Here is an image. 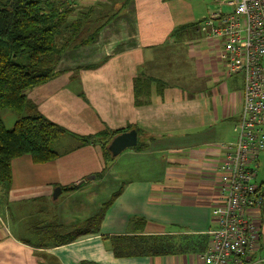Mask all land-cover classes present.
Here are the masks:
<instances>
[{
	"label": "crops",
	"instance_id": "obj_1",
	"mask_svg": "<svg viewBox=\"0 0 264 264\" xmlns=\"http://www.w3.org/2000/svg\"><path fill=\"white\" fill-rule=\"evenodd\" d=\"M217 3L90 0L97 17H116L95 43L65 52L57 75L27 93L69 134L53 142L54 161L11 162L0 208V264H202L215 228L212 210L221 203L217 168L236 140L243 88L242 76H228L217 61L218 44L205 38L203 22L218 24ZM7 117L1 119L9 129L15 117ZM128 127L139 130L146 148L127 149L108 165L100 146L79 139ZM254 184L263 203L251 264H264V152ZM56 187L61 193L53 199ZM107 202L98 234L61 246L43 241L51 225H77ZM137 234L198 244L184 254L115 258L104 240Z\"/></svg>",
	"mask_w": 264,
	"mask_h": 264
},
{
	"label": "trees",
	"instance_id": "obj_2",
	"mask_svg": "<svg viewBox=\"0 0 264 264\" xmlns=\"http://www.w3.org/2000/svg\"><path fill=\"white\" fill-rule=\"evenodd\" d=\"M75 7L73 0H0V114L9 111L15 116L14 124L7 129L0 115V208L12 180L11 162L23 156L30 157L34 164L54 161L58 156L52 149L53 142L69 134L41 115L27 101V93L57 75L55 69L65 52L95 43L102 27L116 17H97L95 8ZM125 131H103L79 139L82 146H100L108 165L115 159L107 150L108 143ZM135 131L138 137L140 132ZM145 148L137 138L133 149ZM106 170L105 167L96 178L102 177ZM256 193L261 195L259 189ZM109 203L67 229L51 225L43 241L61 246L98 234ZM104 240H108L115 258L184 254L194 252L198 244L191 237L167 235L137 234Z\"/></svg>",
	"mask_w": 264,
	"mask_h": 264
},
{
	"label": "built area",
	"instance_id": "obj_3",
	"mask_svg": "<svg viewBox=\"0 0 264 264\" xmlns=\"http://www.w3.org/2000/svg\"><path fill=\"white\" fill-rule=\"evenodd\" d=\"M218 24L203 22L206 40L218 44L217 61L226 74L243 80L240 119L234 144L217 168L221 203L202 264H251L258 241L263 197L254 184L264 152V0H218Z\"/></svg>",
	"mask_w": 264,
	"mask_h": 264
},
{
	"label": "water",
	"instance_id": "obj_4",
	"mask_svg": "<svg viewBox=\"0 0 264 264\" xmlns=\"http://www.w3.org/2000/svg\"><path fill=\"white\" fill-rule=\"evenodd\" d=\"M137 144V133L135 130L131 129L127 132H123L114 136L108 146L107 150L110 153L112 158H116L123 151L127 149L134 148ZM94 179V176L87 177L86 180ZM84 181H81L79 184H82ZM77 184L76 186H78ZM61 193V189L56 187L53 191L52 198L55 199Z\"/></svg>",
	"mask_w": 264,
	"mask_h": 264
},
{
	"label": "rangeland",
	"instance_id": "obj_5",
	"mask_svg": "<svg viewBox=\"0 0 264 264\" xmlns=\"http://www.w3.org/2000/svg\"><path fill=\"white\" fill-rule=\"evenodd\" d=\"M73 2H75L76 7H77V0H73ZM81 3H82L81 7H82V8H86V7L90 4V0H87V1H86V0H82ZM76 7H75V8H76ZM0 115H1V117H2V116L5 117V121L7 120V118H8L7 116H9V115L15 117L14 114H12V113L9 112V111H3V112H1ZM99 190H100V189H99ZM100 194H101V193H99V195H100Z\"/></svg>",
	"mask_w": 264,
	"mask_h": 264
}]
</instances>
